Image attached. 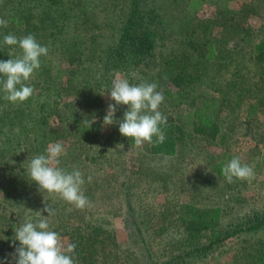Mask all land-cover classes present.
<instances>
[{
    "label": "rangeland",
    "instance_id": "rangeland-1",
    "mask_svg": "<svg viewBox=\"0 0 264 264\" xmlns=\"http://www.w3.org/2000/svg\"><path fill=\"white\" fill-rule=\"evenodd\" d=\"M191 12L183 11L178 3L166 10L167 38L155 48L149 62L140 61L127 72L100 77L92 67L87 70L86 57L71 51L46 93L37 82L34 86L30 82L35 87L34 100L22 107L28 112L33 108L30 118L36 121L43 104L47 126H35L33 132L24 134L18 141L20 149L12 141L16 138L17 142L21 135L9 126L13 132L6 144L11 149L0 153L1 228L9 223L16 226L25 218L37 219V212L47 216L42 210L46 204L52 205L56 215L50 218V227L63 229L56 232L65 247L72 237H92L106 241L98 246L96 264H103L105 254L106 264L118 263L120 256L137 258L129 264H140L158 260L161 253L165 256L159 260L170 256L172 249L166 246L179 230L168 232L166 227L177 220L182 205L220 208L222 229L252 220L255 214L264 216V57L253 52L255 44L264 42V0H205ZM202 21L211 25L207 32L196 30ZM95 25L94 32L106 37L86 43L94 53L98 46L111 44L108 36L114 31L112 26L111 30L105 28L102 19ZM204 36L215 47L211 57L204 48ZM160 72L162 76H158ZM117 76L131 84L154 82L163 91L165 101L159 110L167 117V125L162 128L176 142L174 156L153 155L149 143L136 147L120 133L118 122L127 105L117 106V123L103 124L108 105L115 104L108 92ZM99 82L100 88L95 85ZM84 92L87 99L81 98ZM205 104L211 127L200 126L193 119L194 110ZM94 123L96 132L87 135L83 127ZM53 127V136L61 134L58 141L67 150L59 167L78 169L84 175L82 190L91 202L84 209L59 194L40 191L38 183L28 177L25 162L47 154V146L55 142L47 141L46 131ZM233 157L254 167L253 179L234 178L229 183L213 171L219 162L225 165ZM88 176L92 177L90 183ZM7 181L14 187L5 186ZM129 205L133 216L142 221L143 231L136 238H130L133 232L124 228L125 219L132 217ZM258 242H264V226L257 233L242 232L229 239L196 264H246ZM74 257L77 264L83 263V256Z\"/></svg>",
    "mask_w": 264,
    "mask_h": 264
},
{
    "label": "trees",
    "instance_id": "trees-1",
    "mask_svg": "<svg viewBox=\"0 0 264 264\" xmlns=\"http://www.w3.org/2000/svg\"><path fill=\"white\" fill-rule=\"evenodd\" d=\"M177 3L183 5V11L192 13L191 11L197 10L205 3V0H0V18L8 21L7 27H0V60L7 61L22 55V50L18 45L8 46L3 43L5 35L14 34L17 37H23L33 34L42 46L48 47L49 53L40 58L41 67L26 83L31 85L30 82H32L34 86L37 82L40 89L44 88L45 93L53 80L52 76L59 73V65L62 64V60L68 58V53L71 51L84 59L86 57L87 70H89L88 67H92L95 69L94 72L100 73V77L102 74L124 73L140 61H150L155 48L167 38L165 35L167 22L165 12L172 5L177 6ZM101 14L110 15L103 18ZM98 19L104 21L105 28L111 30L112 26L114 31L108 36L111 44L98 46L94 53L86 43H94L97 39L103 40L106 37L104 33L94 32ZM210 27L209 22L202 21L199 25L197 24L196 30L207 32ZM84 44L86 47H83L84 50L80 52L79 49ZM204 48L208 57L215 53V47L206 40V37L204 38ZM253 52L258 58L264 57V42L255 44ZM179 67L181 66L179 65ZM86 68L83 72H86ZM158 76H162V72ZM95 85L101 87V83L99 86ZM81 98L87 99L85 92ZM33 100L34 96L32 95L24 102L12 103L5 100L4 93L0 92V153L11 149L6 144L9 134L13 132L11 129L16 128V132L13 133L21 135L18 136L17 142L16 138L12 141L14 146L20 149L18 141L24 134L28 135L33 132L35 126L36 128L47 126L43 104L40 105V119L36 121L30 118L29 112H33V108H28V112L22 107L24 103L30 104ZM207 110L208 106L205 104L193 112V119H196L200 126H212V120L208 116ZM29 125L33 126L29 127ZM97 127V123L88 124L83 127V130L87 135H92L96 132ZM46 132L47 135L49 134L48 142H56L62 137L61 134L53 136L56 132L55 127L49 128ZM164 133L165 141L157 144L154 137V142L149 144V152L153 155L174 156L176 142L168 133L165 131ZM130 141L134 140L130 138ZM223 165V162H219L212 169L217 175L224 176ZM261 170L264 175V155L261 158ZM8 183L9 181L5 186H13ZM128 207L132 217L128 216L125 219L128 222H124V228L133 232L129 236L133 238L137 233L141 234L143 227L142 221L133 216V208L130 205ZM220 213V208L200 209L194 205H182L178 211V215H180L177 220L172 221L171 225L166 227L168 232L169 230L172 232L179 230V235L176 237L172 236L173 233H169L174 237L166 246L170 250L172 249V252H169L170 256L163 258L165 260H159L165 256V253H161L158 260L142 261L140 264H196L200 260L206 259L210 253L223 247L229 239L242 232L257 233L264 226V216L255 214L252 220L239 221L222 229L219 227ZM138 217L140 218V216ZM32 220L35 221L36 218H32ZM15 227L18 228L19 224L13 226L9 223L4 228L0 227V264H15L13 254L20 246L19 241H14ZM54 228L51 229L63 231L62 228ZM155 235L157 234L155 233ZM70 239L71 244L77 245L74 254L83 256L82 264H96L95 256L99 250L98 246L102 247L103 244H106V241L92 237L87 240L82 237ZM259 243L250 250L251 253L246 264H264V242L258 245ZM106 256L105 254L102 257L101 263L106 264ZM150 256L151 254L147 258H151ZM120 260L116 264H129V262L138 261L137 258L128 256H120Z\"/></svg>",
    "mask_w": 264,
    "mask_h": 264
},
{
    "label": "clouds",
    "instance_id": "clouds-1",
    "mask_svg": "<svg viewBox=\"0 0 264 264\" xmlns=\"http://www.w3.org/2000/svg\"><path fill=\"white\" fill-rule=\"evenodd\" d=\"M7 24V20L0 18V27H7ZM3 43L8 46L18 45L22 55L7 61L0 60V92L4 93L7 101L24 102L35 91L26 82L41 67L40 58L47 56L49 49L42 46L33 34L23 37L8 34L4 36ZM108 93L115 104L108 105L103 120L105 126L117 123L115 116L118 105H127L122 120L118 122L122 135L133 139L136 147H142L145 142L153 143L154 137L157 144L165 141L162 126L167 125V117L159 110L165 96L162 90H158L156 83L145 81L131 84L128 79L117 76ZM46 153L25 162L28 177L38 183L42 192L59 194L79 209L90 206L91 202L82 190L85 184L83 173L78 169L67 171L59 167L60 157L67 155L63 142L50 143ZM222 173L229 183L234 182V178L251 180L255 175L254 167L242 163L239 157H233L227 162ZM87 181L90 183L92 177L88 176ZM42 211L48 215L37 212L38 218L35 221L25 218L15 229L14 241L20 242L13 254L15 264H77L74 257L77 245L72 243L65 247L61 235L50 227V218L56 215L55 208L46 204Z\"/></svg>",
    "mask_w": 264,
    "mask_h": 264
}]
</instances>
